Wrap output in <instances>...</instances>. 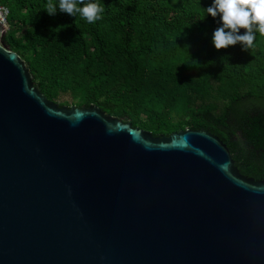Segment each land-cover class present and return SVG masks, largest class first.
I'll return each mask as SVG.
<instances>
[{
  "label": "water",
  "instance_id": "obj_1",
  "mask_svg": "<svg viewBox=\"0 0 264 264\" xmlns=\"http://www.w3.org/2000/svg\"><path fill=\"white\" fill-rule=\"evenodd\" d=\"M0 264H264V180L207 131L59 107L0 43Z\"/></svg>",
  "mask_w": 264,
  "mask_h": 264
},
{
  "label": "trees",
  "instance_id": "obj_2",
  "mask_svg": "<svg viewBox=\"0 0 264 264\" xmlns=\"http://www.w3.org/2000/svg\"><path fill=\"white\" fill-rule=\"evenodd\" d=\"M49 2L57 0H1L9 17L0 40L47 100L94 104L153 137L207 131L241 175L264 180V36L247 51L215 49L212 0H96L94 23L58 9L50 16Z\"/></svg>",
  "mask_w": 264,
  "mask_h": 264
},
{
  "label": "clouds",
  "instance_id": "obj_3",
  "mask_svg": "<svg viewBox=\"0 0 264 264\" xmlns=\"http://www.w3.org/2000/svg\"><path fill=\"white\" fill-rule=\"evenodd\" d=\"M57 9L88 23L99 20L103 11L96 0H57L55 4L49 2L45 11L51 16ZM205 11L207 15L219 17V26L211 36L217 50L239 44L241 50L247 51L252 48L257 34L264 36V0H212ZM240 29L244 31L241 33Z\"/></svg>",
  "mask_w": 264,
  "mask_h": 264
},
{
  "label": "built area",
  "instance_id": "obj_4",
  "mask_svg": "<svg viewBox=\"0 0 264 264\" xmlns=\"http://www.w3.org/2000/svg\"><path fill=\"white\" fill-rule=\"evenodd\" d=\"M8 17L9 9L3 5L0 0V25L3 27L5 32L8 30Z\"/></svg>",
  "mask_w": 264,
  "mask_h": 264
}]
</instances>
